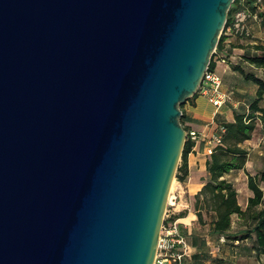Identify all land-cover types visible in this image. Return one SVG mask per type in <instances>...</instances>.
I'll return each mask as SVG.
<instances>
[{
  "label": "water",
  "instance_id": "1",
  "mask_svg": "<svg viewBox=\"0 0 264 264\" xmlns=\"http://www.w3.org/2000/svg\"><path fill=\"white\" fill-rule=\"evenodd\" d=\"M235 0H0V264H154Z\"/></svg>",
  "mask_w": 264,
  "mask_h": 264
},
{
  "label": "crops",
  "instance_id": "2",
  "mask_svg": "<svg viewBox=\"0 0 264 264\" xmlns=\"http://www.w3.org/2000/svg\"><path fill=\"white\" fill-rule=\"evenodd\" d=\"M249 24L251 37L238 38L227 32L223 44L225 53H222L226 60L215 58V70L223 82L222 91L228 93L231 100L216 109L206 96L198 92L195 99L187 101L181 108L182 126L187 132L194 131L198 134V139L192 141L194 146L187 158L188 177L184 183L181 182L192 204L191 210L183 211L179 208L174 216V219H180L191 248L182 264H264V257L255 248L254 238L238 239L248 227H254L253 221L245 223L235 214L232 216L231 228L226 233H218L214 229L218 216L212 204L204 201L203 197L197 199L210 180L207 161L215 148L212 143L214 137L225 123L235 120L236 112L248 108L246 105L257 93V86L246 81L236 69L238 65L248 69L245 57L257 54L255 46H264V17L258 20L252 18ZM255 72L263 77L262 70ZM261 131H264V126L259 124L253 138L243 144L248 150L245 169L231 171L222 177L236 188L238 203L244 211L253 195L248 187V174L254 176L264 168V152L261 151V147H264V132L261 134ZM242 194L243 202L240 200Z\"/></svg>",
  "mask_w": 264,
  "mask_h": 264
},
{
  "label": "trees",
  "instance_id": "3",
  "mask_svg": "<svg viewBox=\"0 0 264 264\" xmlns=\"http://www.w3.org/2000/svg\"><path fill=\"white\" fill-rule=\"evenodd\" d=\"M263 8L264 0L261 4L258 3V0H235L229 10L227 24L217 46V53L220 58L226 60L222 54L225 53L223 45L226 38L225 30L231 25L234 15L241 10L247 9L253 13H258L260 19L264 17ZM232 35L238 38H246ZM254 48L257 54L245 57L249 68L244 69L238 65L236 69L241 72L246 81L257 86L256 96L249 100L246 105L248 108L235 113L233 122L225 123L222 126L225 129V132L222 133V143L215 146L207 161V171L210 175V180L206 183L197 199L203 197L204 201L212 204V208L218 216L214 224V229L218 233H226L231 228L232 216L235 214L239 215L245 223L253 221L255 223L254 227H248V230L238 239L254 238L255 248L264 257V190L262 188L264 187V168L254 176L248 174V187L253 195L249 198L245 211L242 210L238 203V192L234 185L226 179H222L225 174L231 171L245 169L248 160V150L243 147V144L253 138L259 124L264 126V46L258 45ZM209 67L210 70H215L216 68L214 56ZM255 70H262L263 77H259ZM197 94L187 101L195 99ZM184 129L187 131L186 128ZM193 146L194 143L187 138L182 153L181 166H179L177 171V177L183 183L188 177L187 158Z\"/></svg>",
  "mask_w": 264,
  "mask_h": 264
},
{
  "label": "built area",
  "instance_id": "4",
  "mask_svg": "<svg viewBox=\"0 0 264 264\" xmlns=\"http://www.w3.org/2000/svg\"><path fill=\"white\" fill-rule=\"evenodd\" d=\"M262 2L263 0H258L259 4ZM252 18L258 20V13H253L247 9L237 12L233 17L231 25L226 28L225 32L246 38L251 37L252 33L249 21ZM217 57L219 60H222L216 48L214 58ZM222 85V79L216 70H210V67H208L198 92L206 96L211 104H213L216 109H219L226 102L231 100V96L222 91ZM224 132L225 129L221 127L219 134L216 135L212 141L215 146L222 143V133ZM187 138L191 141H196L198 139V134L194 131L187 132ZM191 206L192 204L190 200H188L183 185L176 173L167 200L154 264H182L184 258L189 255L191 248L187 236L183 233L180 219H174V216L179 208H182L183 211H189L191 210Z\"/></svg>",
  "mask_w": 264,
  "mask_h": 264
},
{
  "label": "rangeland",
  "instance_id": "5",
  "mask_svg": "<svg viewBox=\"0 0 264 264\" xmlns=\"http://www.w3.org/2000/svg\"><path fill=\"white\" fill-rule=\"evenodd\" d=\"M181 107H182V105H180V109H181ZM263 132L264 131H261V134H263ZM259 138V136L257 135V139ZM261 151H263L264 152V147H261ZM181 160H182V157H181ZM180 160V161H181ZM179 166H180V162H179ZM179 168V167H178ZM178 171V170H177ZM243 198H244V194H242L241 196H240V200H241V202H243Z\"/></svg>",
  "mask_w": 264,
  "mask_h": 264
}]
</instances>
